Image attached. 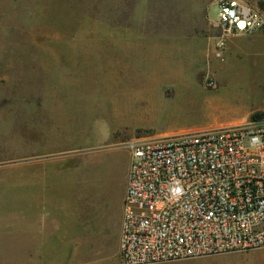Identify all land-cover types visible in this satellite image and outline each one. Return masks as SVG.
I'll return each instance as SVG.
<instances>
[{
  "label": "rangeland",
  "instance_id": "obj_1",
  "mask_svg": "<svg viewBox=\"0 0 264 264\" xmlns=\"http://www.w3.org/2000/svg\"><path fill=\"white\" fill-rule=\"evenodd\" d=\"M242 1L264 13V0ZM173 7L174 3L167 5L170 13ZM209 7L208 20L215 25L216 0ZM179 8L183 11L184 6ZM103 11L91 9L86 0H0V128L7 127L5 135L0 136V148L5 151L0 157V169L5 170L4 182L0 183V264L41 262L37 256L18 255L19 230L14 225L20 217L51 220L42 226L48 243L54 252L65 256L52 258L54 262L62 263L67 253L76 252L79 257L71 260L120 264L121 201L129 166L126 144L156 134L238 125L264 114L263 40H258L254 48L250 43L256 40L246 42L250 49L246 47L244 56L228 57L223 52L217 58L218 26L213 61L198 64L191 79L183 81L163 80L162 71L151 74V80L143 83L151 87L152 96H144L139 93L148 90L136 83L129 88L126 81L115 82L114 88L111 81H102L93 58L108 56L109 48L96 49L93 34L79 41V23L85 18L89 22L99 19ZM257 32L264 36V30ZM164 83L165 88L160 89ZM51 89L54 105L51 117L43 109L44 121L28 106L43 104ZM21 107H28L23 114L29 124L18 125L15 119L22 114L12 110ZM46 124L49 128L45 137L50 134L53 142L59 139L60 125H64V146L69 150L64 170L60 169L57 179L35 177L48 179L46 190L41 183L34 184V189L29 184L15 190L14 167L21 162L15 159L19 138L24 147L33 138L41 141ZM24 147L20 157L27 155ZM45 152L39 154L41 161H45ZM37 231L31 233L36 235ZM162 264H264V246Z\"/></svg>",
  "mask_w": 264,
  "mask_h": 264
},
{
  "label": "built area",
  "instance_id": "obj_2",
  "mask_svg": "<svg viewBox=\"0 0 264 264\" xmlns=\"http://www.w3.org/2000/svg\"><path fill=\"white\" fill-rule=\"evenodd\" d=\"M226 39L264 30V13L242 0H216ZM118 256L162 264L264 246V114L238 125L134 139Z\"/></svg>",
  "mask_w": 264,
  "mask_h": 264
},
{
  "label": "crops",
  "instance_id": "obj_3",
  "mask_svg": "<svg viewBox=\"0 0 264 264\" xmlns=\"http://www.w3.org/2000/svg\"><path fill=\"white\" fill-rule=\"evenodd\" d=\"M91 9L104 10L101 16L89 22L83 19L76 33L79 35V41L83 42L86 39V34H93L92 38L96 49L109 48V54L95 56L93 64L95 71L102 77V81L108 80L112 84L115 82L126 81V86L129 88L138 86L142 88L139 95L152 96L151 87L146 81L151 80V74L164 75L163 80H187L191 79L195 74V68L198 64L207 62L209 59L213 61V46L214 40L219 37L220 30L217 23L211 24L208 20V12L213 0H86ZM174 3L172 12L168 11L167 5ZM181 3V5H180ZM177 5V6H176ZM179 6H184L187 11H182ZM105 11L108 14L104 13ZM177 12V17H175ZM87 15L84 14V17ZM255 41L253 44L250 41ZM258 40L264 41V36L256 32L251 36H232L227 41V47L224 51V56L240 57L245 55L246 47L250 49V43L253 47ZM251 47V48H252ZM254 48V47H253ZM103 53V51H102ZM254 55V52L251 56ZM84 58V62H85ZM152 66V67H150ZM152 69V71H150ZM154 75V76H155ZM170 75L171 77H166ZM186 75V78H185ZM189 76V77H188ZM194 78V77H193ZM157 81V77H155ZM136 83V85H135ZM135 85V86H134ZM114 88L116 85H114ZM161 86V85H160ZM165 88V83L160 89ZM47 91L49 96H45L44 103L40 105H31L33 113L41 115L44 120L42 111L47 112V117L51 113L54 102L52 103V91ZM15 108L12 112H19L22 116L15 118L18 125H26L27 116L23 113L28 112L26 108ZM5 112V111H3ZM6 112H11L7 110ZM50 113V114H49ZM45 121V120H44ZM29 124V122H28ZM39 127V126H38ZM37 127V128H38ZM60 127L64 129V125ZM7 127L0 128V136H4ZM33 128H35L33 126ZM49 125L46 124L42 140L33 138L23 141L28 142V146L24 147L20 143L15 150V159L21 161L14 167V189L23 188V185H31L34 189V184H45L46 180H35V177L59 178L61 176L60 169H63L64 162L67 159L69 150L64 146L65 137L63 129H61L59 139L53 142L46 135ZM58 130V129H57ZM157 136L167 135L156 134ZM53 144V145H52ZM21 147L27 152L25 156H19ZM28 148V149H27ZM45 152V161L39 158L42 152ZM5 154V151L0 148V157ZM19 154V155H18ZM24 155V154H23ZM36 155V156H35ZM19 157V158H18ZM29 160V161H28ZM28 161V162H26ZM24 162V163H23ZM30 165V168H26ZM35 166V167H34ZM43 169L36 173L37 169ZM20 169L21 172L17 170ZM5 170L0 169V183L4 182ZM26 186V187H27ZM123 200V199H122ZM18 201V200H17ZM19 202V201H18ZM19 203H22L21 201ZM33 207V203L29 205ZM18 207V203H17ZM21 207V206H19ZM22 208H24L22 206ZM21 208V210H22ZM23 213L21 214V216ZM121 216H122V201H121ZM120 216V225H121ZM51 222L48 218H17L15 219V230H19V235L16 238L19 241V253L22 256H37L41 258L40 264H88L78 258L74 253H67V259L63 262H54L61 258V252H54L48 243L46 229L44 228ZM44 226V227H42ZM41 227L40 234L38 228ZM36 229L37 234L31 233V230ZM120 231V226H119ZM120 234V232H119ZM30 247L29 249H27Z\"/></svg>",
  "mask_w": 264,
  "mask_h": 264
}]
</instances>
